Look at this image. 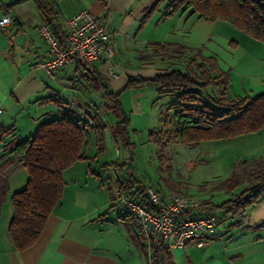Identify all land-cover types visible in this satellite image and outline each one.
I'll list each match as a JSON object with an SVG mask.
<instances>
[{
    "label": "crops",
    "instance_id": "crops-1",
    "mask_svg": "<svg viewBox=\"0 0 264 264\" xmlns=\"http://www.w3.org/2000/svg\"><path fill=\"white\" fill-rule=\"evenodd\" d=\"M50 1L55 6L56 14L49 26L58 37L62 38L65 34V21L68 17L82 10H88L104 21L112 43V39L116 40L117 35H131L137 22L142 25L145 11L157 0ZM165 4L166 1L159 5V11L160 8L164 11ZM163 11L157 19L156 26L159 22L168 19L162 16ZM176 14L179 15V19L195 17L189 14V10L176 11L174 15ZM4 15H8L11 21L5 29H0L1 124L14 125L19 138L23 139L24 136L27 138L32 135L40 122L59 115L58 104L50 98H59L65 102L63 106L77 113L80 112L75 104L78 105L82 101H86L92 109H95L93 108L95 103L91 104L89 98L93 100L98 97L102 103H98L99 107L103 105L106 101L103 89L96 87L95 80L91 79L90 71L81 66L73 64L58 68L52 74L33 67L36 59L49 56L48 44L40 30L41 25L48 21L41 15L33 0H0V17ZM168 32H171L170 29H167ZM136 36L133 35L132 38ZM259 47L264 50V45ZM208 56L217 60L215 55ZM93 66L94 72L104 78L103 81L107 83L109 91L118 92L126 86L125 75L121 74L115 79L106 77V63L103 60L95 61ZM150 72L151 75L148 78H152L159 71L151 69L149 74ZM230 81L231 79L228 92L231 91L232 95H237ZM45 103H53L55 108L42 112L37 115V118H31L32 120L26 118L20 125L15 115L17 108L21 107V112L26 113L27 106L33 107ZM24 123L27 125L23 126ZM260 131L264 133V129ZM92 135L94 134L91 132L89 142L83 150L87 157H91L96 152V137ZM259 148L264 149V143ZM81 161H76L64 171L65 185L62 198L48 216L36 242L25 250H16L8 233L13 205L10 193L7 195L0 210V264L145 263L148 251L145 244L146 239L144 240L145 237L140 228L122 206L123 211L113 212V207L119 205L113 196L108 199L105 196L99 197L100 186L104 183L101 181L98 184L97 179H94L98 173L89 162L92 160ZM89 168L95 172L93 176L88 171ZM21 169L23 168L18 167L9 175L11 192L25 184L24 174H18ZM134 189L137 187L131 188V190ZM137 193L138 191L134 192V196H137ZM262 206H264V199L248 209L247 216H250V223L244 230L246 232L242 233L244 237L241 241L242 237L228 238V235H224V232L219 231L217 227V238L206 246L199 248L189 242L182 249H169L170 261L173 264H201L205 258V264H264V226H259L261 222H264V212L254 219L251 215L254 210H259ZM230 228L225 231L228 232ZM216 241L219 243L214 244ZM220 241L223 245L224 243H227L226 246L232 245L237 251L230 255L227 254L226 258L213 253V250H216L215 247L221 244ZM236 242L238 244H235ZM204 247L208 249L199 251ZM156 254L158 258L161 257V264H168L166 255L162 251H157ZM150 256L152 259V250ZM194 256L200 260L198 263L195 262Z\"/></svg>",
    "mask_w": 264,
    "mask_h": 264
},
{
    "label": "trees",
    "instance_id": "trees-1",
    "mask_svg": "<svg viewBox=\"0 0 264 264\" xmlns=\"http://www.w3.org/2000/svg\"><path fill=\"white\" fill-rule=\"evenodd\" d=\"M33 1L49 25L56 14L54 4L50 0ZM165 1L163 17L176 11L189 10L190 15L205 21H227L251 38L264 43V0H157L145 11L142 23ZM151 46L155 50L177 52V57L186 50L180 44L169 42L151 43ZM90 73L96 87L103 89L107 113L113 112L115 118H118L111 127L113 136L117 133L118 124L124 121L120 117L123 114L121 92L137 81L150 83L159 92L175 94L166 108L163 127L157 132L161 148L173 138L182 145L191 146L205 140H230L264 129V93L253 96L232 95L228 92V72L220 68L214 57L204 56L199 51L190 56L184 70L171 67L157 72L152 78L135 80L128 77L126 86L118 92L109 91L107 83L103 84V77L94 71ZM209 87L217 89L218 93L209 94ZM50 100L58 104L59 115L40 122L34 133L25 139L19 138L14 125L5 126L0 123V210L10 193L13 215L8 233L14 248L20 251L36 242L48 216L60 202L65 185L64 171L78 160L87 161L95 156L87 157L83 152L91 132L97 135L99 150L96 154L102 152L106 120L95 109L90 119H84L80 113L63 106L65 102L59 98ZM122 165L126 166L127 160ZM18 167L26 172L25 185L11 192L9 175ZM89 172L95 174L92 168H89ZM219 187L227 192L241 187L219 209H225L234 217L245 216L250 207L264 199V158L255 161L242 172L234 169ZM131 188L120 186L119 193L133 194L138 191L134 197L149 206L143 195V187ZM201 208L213 211L210 202L201 204ZM259 226H264V222ZM151 250L152 264H161L162 259L157 257V251H162L167 263L173 264L165 245L152 244Z\"/></svg>",
    "mask_w": 264,
    "mask_h": 264
},
{
    "label": "rangeland",
    "instance_id": "rangeland-1",
    "mask_svg": "<svg viewBox=\"0 0 264 264\" xmlns=\"http://www.w3.org/2000/svg\"><path fill=\"white\" fill-rule=\"evenodd\" d=\"M160 9L159 11L158 7L157 10L152 11L142 25L137 22L131 35L121 34L116 36V40L112 39L115 53L111 62L119 75H125L128 81V77L135 80L147 79L151 75V72L149 74L151 69L163 71L177 67L184 70L190 56L199 51L204 56L211 54L217 57L220 68L228 72L230 84L238 96L264 93V50L259 47L264 43L251 38L227 21H205L197 18L196 15L192 18L179 19V13L176 15L173 13L166 21H161L156 26L157 19L163 11L162 8ZM167 29L171 32L167 33ZM133 35L137 36L132 38ZM154 41L174 42L184 46L186 50L177 57V52L171 50L164 52L152 48L151 43ZM108 65L107 63L106 70ZM208 93L217 94L218 90L209 87ZM203 95L205 96V93ZM174 97L175 94L159 92L158 88L150 83L137 81L129 85L120 95L123 113L120 117L124 121L118 124L115 136L111 127L118 118H115L113 112L107 113L104 103L99 107L98 103H101V100L98 97L93 100L89 98L91 104L95 103L93 108L96 113L107 122L101 144L102 152L96 154L99 150L96 142L95 156L92 154L94 157L89 159L92 160L89 162L93 169L98 173L94 179H97L98 184L101 181L104 183L100 186L99 197L105 196L108 199L113 196L116 200L120 186L142 188L144 185L154 187L163 195L169 192L192 195L202 204L207 202L212 204L214 213L220 219L219 231H223L228 238L242 237L241 241L244 237L242 233L246 232L244 230L250 223L248 210L245 216L234 217L230 212H225V209H219V206L234 193H238L241 187L233 192H227L219 185L234 169L242 172L255 161L264 158V149L259 148L264 143V133L258 131L230 140H205L191 146L182 145L173 138L161 148L157 141V138L160 139L157 132L163 127L166 108ZM75 107L84 119H90V116L94 115V109L86 101L75 104ZM54 108L53 103H45L33 107L27 106L26 113H22L20 107L17 108L15 115L21 125L24 119L37 118L42 112ZM92 136L97 140V135ZM25 138L26 136L23 137ZM124 160H127V165L123 167ZM21 173L26 180L25 170L21 169L18 174ZM113 209L115 213L123 211L120 205H115ZM262 212L264 206L254 210L251 215L254 219ZM227 228H230L228 232L225 231ZM217 243L219 241L214 242ZM220 243L222 245H218L219 247L213 250V253L222 255L220 257L226 258L227 254L237 251L232 245L226 246L227 243L223 245L221 241ZM207 249L204 247L199 251ZM194 257L195 262L198 263L200 260ZM203 261L201 264L206 263L205 258Z\"/></svg>",
    "mask_w": 264,
    "mask_h": 264
},
{
    "label": "built area",
    "instance_id": "built-area-1",
    "mask_svg": "<svg viewBox=\"0 0 264 264\" xmlns=\"http://www.w3.org/2000/svg\"><path fill=\"white\" fill-rule=\"evenodd\" d=\"M10 21L8 15L0 17V29H5ZM65 23L66 32L62 38L49 25H41L49 56L36 59L33 67L52 74L58 68L77 64L92 72L93 63L103 60L109 64L106 76L117 78L119 73L111 62L114 50L104 21L82 10L68 17ZM143 195L149 206L133 194L123 192L116 200L133 217L146 239L148 253L144 264H152V244H163L173 250L182 249L190 242L201 248L217 238L219 217L212 211L202 210V203L195 196L169 192L161 197L150 185L143 186Z\"/></svg>",
    "mask_w": 264,
    "mask_h": 264
},
{
    "label": "water",
    "instance_id": "water-1",
    "mask_svg": "<svg viewBox=\"0 0 264 264\" xmlns=\"http://www.w3.org/2000/svg\"><path fill=\"white\" fill-rule=\"evenodd\" d=\"M103 83L105 84V81H103Z\"/></svg>",
    "mask_w": 264,
    "mask_h": 264
}]
</instances>
